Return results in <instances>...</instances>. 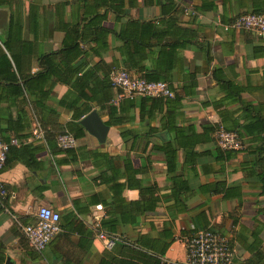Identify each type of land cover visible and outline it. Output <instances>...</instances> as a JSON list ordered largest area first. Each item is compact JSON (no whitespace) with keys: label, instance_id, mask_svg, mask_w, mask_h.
I'll return each instance as SVG.
<instances>
[{"label":"crops","instance_id":"1","mask_svg":"<svg viewBox=\"0 0 264 264\" xmlns=\"http://www.w3.org/2000/svg\"><path fill=\"white\" fill-rule=\"evenodd\" d=\"M247 13L264 14V0H0V134L18 142L0 172L8 193L6 209L0 207V264H151L153 239L169 227L175 241L163 258L170 261L185 260L183 229L210 228L230 238L233 264L264 248V41L221 27ZM133 23L150 31L133 30ZM153 31L158 37H150ZM123 32L152 45L190 41L164 55L175 56L169 75L183 97L178 125L201 135L221 124L240 134L243 149L216 158L213 135L202 144L196 135L191 151L175 150L169 170L166 152L155 148L165 141L147 135L160 127L158 117L141 120L136 107L108 126L105 143L82 128L72 149L50 150L47 141L62 131L79 134L85 117L73 119L71 84L57 79L66 46L77 41L83 55L76 63L86 60L99 77L104 67L125 70V60L149 68L158 59V48L140 57L138 43ZM136 71L127 72L138 77ZM88 106L106 125V111ZM37 126L43 139L33 137ZM21 145L32 149L24 153ZM39 207L60 215L59 231L41 254L19 226L34 223ZM99 231L121 242L108 250Z\"/></svg>","mask_w":264,"mask_h":264},{"label":"trees","instance_id":"2","mask_svg":"<svg viewBox=\"0 0 264 264\" xmlns=\"http://www.w3.org/2000/svg\"><path fill=\"white\" fill-rule=\"evenodd\" d=\"M151 27L148 24H138L133 23L132 29L137 30L141 29L142 33L149 32ZM131 29V30H132ZM132 30V31H133ZM108 32L105 30V34ZM95 34V31H94ZM121 38L137 42L136 46H134V50H136L137 54L145 55V53L158 48L159 57L153 63H150V67L147 68L142 62H134L133 60H125L124 61V69L127 71L131 69H137L138 78L143 79L147 82H164L168 85L170 91H172L173 96L171 98L160 97V98H150V97H137L133 99L124 98L121 99L117 105H113V101L118 95V91L115 90L110 82L109 73L111 68L107 69L104 67L103 77L97 76L95 72V67L88 68V63L85 60L78 61L83 55L82 50L80 49L77 41L73 44L66 46L62 51V60H60V65L64 67V71L62 72L64 75L62 77H57L60 82H64L65 84H71L72 92H74V97L71 99L72 104L70 108L73 110V119L79 123L81 118L86 116L92 111V107L89 105H95L99 107V112L106 111L108 120L106 125L109 127L120 125L126 116V113L132 109L138 107L139 116L141 120L152 121L155 120L156 117L160 127H152L148 129L147 135L156 137L158 140L165 141V144L162 143L161 146H156V149H162L166 152L167 156V166L168 169L171 170L175 163V150L183 149V150H192V145L196 144V135L199 136L198 144L211 142V135L214 134V130L216 126H207L204 128V131L201 135L197 134L192 125H187L185 127H180L178 125V121L182 118V114L180 113L183 108V97L177 93L174 86L171 85L170 80V71L174 67V60L170 57L164 56L166 54V49L169 48L171 51H175L176 49H183L188 44H191L190 41H184V44L180 45H152L146 42L145 38H131L130 32L128 34L121 33ZM158 37L157 34L153 31V34L150 37ZM84 35L79 34L76 35L75 38L80 39L83 38ZM149 37V38H150ZM160 38V37H159ZM193 45V44H191ZM103 48H106V44ZM124 52H130L131 47L127 46ZM163 53V54H162ZM145 57V56H143ZM162 57V60H159ZM48 61V58H46ZM159 60V61H158ZM77 64V65H76ZM88 68V69H87ZM80 74V76H79ZM58 76V73H56ZM101 78V80H100ZM194 86V84H193ZM86 90L89 91V94L86 93ZM80 101H86L88 104L84 105V107H77L76 105ZM119 113H124L122 116H118ZM115 116L116 119H114ZM185 121V119H183ZM79 134H71L66 131L59 132L55 135L53 143L51 141H47L50 150H69V149H61L57 146V136L62 133H69L75 139L79 136H82L83 127L78 124ZM237 133V132H236ZM160 135H165L164 140L160 138ZM240 137V134L237 133ZM172 136V137H171ZM168 137L171 139L167 140ZM214 137V136H213ZM180 139H184L181 141ZM241 139V138H240ZM215 141V140H214ZM216 144V143H215ZM217 146V145H216ZM14 147H9L8 154L14 150ZM21 148L24 150H31V146L29 145H21ZM217 157L229 154L231 152H240V151H223L217 146ZM7 154V155H8ZM8 161V156L6 159V163ZM8 197V196H7ZM6 197V198H7ZM156 202L153 201V210L155 209ZM186 235L187 232H184ZM184 235V236H185ZM175 241L173 237V233L170 230V227L162 230L158 234V238L153 239V244L151 250L153 254L151 256V264H159L161 258L164 257L165 252L170 247V245ZM118 244V243H117ZM136 246H138V242H136ZM253 255L251 259H249L246 264H262L264 261V248L259 244L258 246L253 247Z\"/></svg>","mask_w":264,"mask_h":264},{"label":"built area","instance_id":"3","mask_svg":"<svg viewBox=\"0 0 264 264\" xmlns=\"http://www.w3.org/2000/svg\"><path fill=\"white\" fill-rule=\"evenodd\" d=\"M189 12L191 15H195V12ZM221 27L225 32L245 31L252 33L258 39L264 41V14H243L229 23L221 24ZM109 79L112 87L119 92L115 98L116 101L124 98H171L173 96L166 83L147 82L131 76L123 69L113 68L109 73ZM43 135V131L37 126L33 131V137L43 139ZM213 136L216 145L223 151H241L243 149L242 141L237 133L227 131L221 124L216 126ZM56 142L61 149H72L76 141L71 134L62 133L57 136ZM16 145H18L17 140L12 139L5 142L0 134V172L6 164L9 147ZM7 194L0 182V207L2 209H6L3 204ZM35 217L36 221L34 223L19 226L29 247L41 254L59 231L60 215L49 207H39ZM183 230L187 232L183 237L185 260L176 262L161 258L159 264H233L237 251L230 238L210 228ZM96 236L108 250L121 242L118 237L108 235L103 231H99Z\"/></svg>","mask_w":264,"mask_h":264},{"label":"water","instance_id":"4","mask_svg":"<svg viewBox=\"0 0 264 264\" xmlns=\"http://www.w3.org/2000/svg\"><path fill=\"white\" fill-rule=\"evenodd\" d=\"M80 125L83 129L92 137H94L98 143L103 144L106 141L109 127L106 126L95 111L90 112L81 121ZM6 264H11L7 259Z\"/></svg>","mask_w":264,"mask_h":264}]
</instances>
